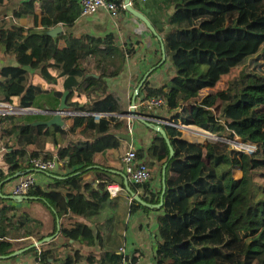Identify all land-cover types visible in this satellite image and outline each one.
I'll return each instance as SVG.
<instances>
[{"label":"trees","instance_id":"trees-1","mask_svg":"<svg viewBox=\"0 0 264 264\" xmlns=\"http://www.w3.org/2000/svg\"><path fill=\"white\" fill-rule=\"evenodd\" d=\"M13 0H0V7ZM75 0H51L46 2L48 15L39 19L41 26H54L60 22L72 25L78 19L80 8L74 13ZM55 2V4H54ZM71 2V8L69 3ZM133 3L136 5V1ZM172 8L167 20L155 26L174 76L169 82L153 87L146 79L141 86L145 99L164 97L167 111L173 120L185 125H195L227 139L242 137L243 141L256 144L252 153L241 152L226 141H208L205 144L183 138L184 132L177 127L163 124L174 154L166 138L156 132L152 143L153 154L163 160L160 174L166 168V189L161 208L154 205L162 200V188L154 191L151 183L144 184L139 194L142 201H130L132 192L139 185L129 182L128 191L123 172L94 165L95 153L108 148H118L121 141L112 130L123 127L118 117L108 113L124 114L128 111L117 95L105 92L94 99L90 106H75L85 112L106 114L99 120L93 116H75L67 132L80 127L81 134L94 139L87 148L68 146L59 154L69 157L71 171L65 177L69 182L67 194L57 189L47 191L36 186L29 193V201L43 202L53 213L55 228L57 217L69 212L82 215L71 227H61V235L68 240L98 243L101 259L93 253L88 264H120L121 248L125 242L127 219L137 212L158 211V236L155 264H264V0H167ZM33 12L30 2L18 12ZM59 10V11H58ZM30 12V11H29ZM69 51L57 65L53 59L59 44L48 34L25 33L22 26L7 28L0 24V42L6 54H13L18 66L0 70V96L19 106L33 105L39 87L26 83L25 66L37 68L54 81L50 69L61 68L58 77H66V89L81 90L83 82L101 87L104 77L116 76L122 69L118 61H124V52L114 44L113 35L94 38L65 36ZM162 46V45H161ZM97 54L111 57L107 73L98 78L87 77L90 62L88 56ZM154 72V71H153ZM143 78L139 81H142ZM210 90L199 101L191 102L202 90ZM96 90V88H92ZM140 91L137 98L141 95ZM59 97L62 93H58ZM69 95V96H70ZM14 125L15 143L7 153L9 173L0 171V187L8 175H21L31 169V159L43 155L49 147L50 135L45 125L25 124L17 117L8 115ZM246 125L253 130L248 131ZM56 131L66 133L60 126ZM201 137V136H200ZM35 149L31 150L30 147ZM145 149L137 150L139 159ZM242 171L236 178L234 171ZM100 169V170H99ZM96 171L97 187L83 176ZM120 177L124 188L111 197L107 186ZM75 190V191H74ZM73 191V192H69ZM0 193V255L14 251L12 239L31 234L18 233L9 213L16 207ZM11 238V239H10ZM53 243L41 248L45 262L60 260L54 255ZM70 245V244H68ZM31 250L37 249L34 247ZM1 258V257H0ZM83 259L80 251L68 254L59 264H78Z\"/></svg>","mask_w":264,"mask_h":264},{"label":"crops","instance_id":"crops-1","mask_svg":"<svg viewBox=\"0 0 264 264\" xmlns=\"http://www.w3.org/2000/svg\"><path fill=\"white\" fill-rule=\"evenodd\" d=\"M50 1L51 0H13L8 6L0 7V24L4 23L7 28L11 29L14 26H22L25 28V33L30 32L33 34H39L37 32L41 29H51L60 25L62 27V32L58 33L56 38L53 37L59 44V50L53 59L54 63L57 65H59L63 58L69 53L67 50L68 42L66 41L65 36L78 39L82 35H88L98 39L111 34L113 35L114 44L120 47L125 55L123 63L120 61L116 63L117 66L121 65L122 69L116 76L104 77L105 83L102 84L101 87L94 85L90 86L89 81L85 80L81 90H73L72 95H70L71 90L66 89V77H58L61 72L59 66L50 69L51 75L55 77L54 81L48 80L45 77V73H42L40 69L25 66L26 83L39 87L40 91L36 94L33 105L27 107L29 111L23 116L21 115L17 117L19 122L33 124L35 121L49 120L51 115H47L46 110L58 109L61 106L62 97L65 92H68L66 105L70 112L84 113L85 111L74 109L75 106H90L94 99L99 98L105 92L117 95L122 101L121 106L128 111V105L132 101L133 94L141 83H139V81L141 78H144L148 72L150 73L147 79L153 87H158L169 82V80L175 75L167 56L165 59L163 58L161 37L158 36V33L155 34L149 29L140 18L133 15L130 11H123L119 17L113 18L106 9H100L96 14L90 16H82L80 13L78 19L72 25L60 22L54 26H41L39 24V19L48 15L46 2ZM66 1L69 2V0ZM133 1H136V5L133 4V7L144 13L154 27L164 24L169 13L172 12V8H169L166 3L167 0H147L145 3H142L140 0ZM29 2L33 12L27 8L28 11L25 10V16L20 15L18 12L19 8L24 3L27 4ZM71 5L70 2L68 6L71 8ZM78 8H80L81 11L79 0H75L72 11L76 13ZM126 49H128V53H126ZM110 58L111 57H106L100 54H97L96 56H88L86 59L90 62V65L87 69L86 76L96 79L100 75L107 73L108 67L111 64ZM18 65L19 63L16 56L13 54H6L0 42V70L4 67ZM1 79L2 76L0 75V80ZM92 88H96V90H92ZM141 88L139 90L140 93L143 91ZM58 93H62V95L59 97ZM207 93L208 89L203 94ZM0 99H2L1 96ZM191 102L194 101L191 100ZM17 103H19V100ZM17 103L15 105H19ZM163 108L167 109V106ZM139 111L141 114L158 119H173L172 113L167 110L166 112L161 111L160 108L150 109L143 105L140 107ZM124 114H107L118 117L123 124L122 128L112 130L113 135L120 139L121 145L118 148H108L102 152L95 153L93 158L94 165L89 169L104 167L113 170V172L124 173L123 166L120 163V156L128 149L129 143L132 142L137 150L145 149L142 160L147 162V165H149L155 175L154 181L150 182L151 187L155 192L159 191L162 188L163 172L160 174V171L163 160L159 161L153 154L152 149V143L156 137L157 131L155 132L154 129L135 118L131 121L130 131L127 117ZM74 117L75 115L64 117L65 124L61 126L66 132L64 134L60 131H56L55 125L50 127L47 126V131L51 133V135L48 143L49 147L43 152V154L48 153L51 156L57 154L60 156L59 153L68 146L76 145L81 148H87L93 143L94 139H87L81 134L82 128L80 127H84L86 124L78 127L75 132H67L74 123ZM1 118L2 117H0V171L7 175L9 173V167L6 163V155L13 150L12 146L15 143V135L13 132L14 125L9 119L3 120ZM157 123L158 121H156V124ZM161 125H163V123H161ZM182 126L183 127L178 129L181 131H184L183 128L187 129L184 131L186 134H183V138L191 142H195V139L204 136L203 132L210 133L209 131L195 125H185L182 123ZM190 130L195 131L198 137L195 138L190 135L188 133ZM30 149L33 150L35 148L34 146H31ZM96 174V171L91 170L83 176L91 185L97 187V182L94 178ZM12 176L13 175H8L2 181L4 186L1 188V192L3 190L5 193L4 197L9 198L7 204L16 207L9 213L13 216L10 225H13L18 233L25 235L31 234L29 236L11 240L14 243L13 249L16 251L27 247L36 240L53 235L58 229V221L56 222L55 228V218L53 213L51 211H46L43 207L45 204L41 201L36 200L32 202L28 199L18 202L17 200L8 197L14 179L8 182L5 180ZM66 176L67 175H59L57 173L41 172L39 174V186L47 191L57 189L61 193L67 194L69 182L65 181ZM111 177L116 180L111 184H120V177L112 175ZM158 214V211L152 210L149 212H137L130 215L127 219V229L124 232V244L130 259L140 260L141 264H155L154 257L156 254L157 242L159 240L157 222ZM59 219L61 227H71L76 221H82L84 216L69 212ZM18 241H25V243L20 245L17 243ZM50 242L54 244V255L60 260L59 262L64 260L68 254L74 253L75 250L80 251L83 255L82 261L78 264H88V256L91 253H93L97 259H101L103 255L99 253L97 241L94 246H91L86 241L79 242L73 239L68 240L61 235V229L58 236ZM48 243L39 245L38 247L36 246L35 248L37 251L41 250V248ZM31 249L25 252V264H29V256L36 255V251ZM1 256L2 255H0V257ZM22 257L23 255L17 257H1L0 264H24V262H22ZM50 261L52 260L50 259ZM59 262L55 264H59Z\"/></svg>","mask_w":264,"mask_h":264},{"label":"built area","instance_id":"built-area-1","mask_svg":"<svg viewBox=\"0 0 264 264\" xmlns=\"http://www.w3.org/2000/svg\"><path fill=\"white\" fill-rule=\"evenodd\" d=\"M140 1L142 3L147 2V0ZM79 3L81 6L82 16H90L96 14L100 9H106L113 18L119 17L123 11H127L128 5L133 6L134 4L133 0H130L128 3L125 2V0H79ZM126 53H128V49H126ZM143 105L150 109L163 108L167 106V100L164 97L157 96L146 100L144 93H141V95L136 98L134 103L132 101L129 103L128 112H130L132 109L140 112V107ZM28 111L29 110L27 107L15 105L6 100H0V117H5L8 115L21 116L26 114ZM74 115L89 117L93 116L95 120H99L106 114L99 112H68L66 115H63V118ZM126 117L128 120V127L131 131V121L133 117ZM157 121H161L163 124L172 125L177 128L183 127L181 122H176L173 119H166L165 121L163 119H157ZM213 136H215V139L217 140L219 139L230 143L233 148L241 152L252 153L256 148V144L251 141L249 143H245L247 141L243 142L236 138L227 139L216 134H213ZM120 163L123 166L124 174L128 178L129 182L140 186L138 191H136L134 195H131L130 201H132L142 192V186L144 184L154 181L155 175L149 165H147V162L138 158L137 149L132 142L129 143L128 149L120 156ZM71 170L72 169L69 166L68 157L62 158L57 154L49 157H44L43 155L36 156L31 159V169L14 179L12 182L13 184L10 190V195H28V193L33 188L39 185V174L41 172L67 175ZM107 190L110 196L113 197L123 191L124 188L120 184H109L107 186ZM120 253L122 254V261L120 264H141L140 260H133L128 257L125 245H123L121 248ZM28 262L29 264H54L51 261L45 262L42 260L41 250H38L36 255L29 256Z\"/></svg>","mask_w":264,"mask_h":264},{"label":"water","instance_id":"water-1","mask_svg":"<svg viewBox=\"0 0 264 264\" xmlns=\"http://www.w3.org/2000/svg\"><path fill=\"white\" fill-rule=\"evenodd\" d=\"M129 1L130 0H125V2H127V3ZM127 10L130 11L133 15L137 16L138 18H140L148 26L149 29H151L155 34H157V32L155 30V27L152 25L151 21L147 18V16L144 13H142L141 11L135 9L132 5H128ZM60 32H62V27L60 25H58V26H56L54 28H51V29H41L37 33H39V34H48V35L56 38V36ZM162 51H163V58L165 59L166 58V54H165V50H164V45L163 44H162ZM149 73L150 72H148L144 76V78L142 79L140 85L137 87L136 91L134 92L133 97H132V102L133 103L136 101L137 94H138L141 86L143 85L144 81L147 79ZM67 95H68V92H65L63 97H62L61 106L58 109H47L46 110V114L47 115H51V118L49 120H39V121L33 122V124L34 125H45V126H49V127L53 126V125L60 126V127L63 126L65 124V120L63 118V115H66V113L70 112V111H68L69 108L66 105V97H67ZM124 115L125 116H129V117H133L135 119H138L141 122H143L145 125H147L148 127L152 128L155 131H157L160 134H162L166 138V141H167V143L170 146V156L171 157L173 156L174 150H173V148L171 146L169 138L167 137L165 129L161 125L162 122L158 121V123L156 124V121H157L158 118L146 116V115L141 114L140 112L136 111L135 109H132L130 112H126ZM162 119L164 121L166 120L165 118H162ZM221 137H224V136H221ZM91 167H93V166H90L89 168H91ZM166 168H167V164L164 165L163 173H162L163 192H162V200H161V202L159 204H154V205H151V204L143 202L145 205H147L149 207H154V208H161V206L163 205V195H164L165 189H166V185H165ZM18 176L19 175L16 173L12 177H8L5 181L8 182V181H10L12 179L17 178ZM124 183H125L128 191H130L129 180H128V178L126 176H124ZM130 192L132 193V195L135 194V192H132V191H130ZM0 193H1V187H0ZM8 197H10L11 199L17 200L18 202L25 201V200H28L29 198H31V197H28V195H23V196L9 195ZM135 199H137L138 201H142L139 195H137L135 197ZM57 221H58V226H57L58 229L53 235L44 237V238H42L40 240H36L34 243L28 245L27 247H24L22 249H18L16 251L10 253L9 255H4V256H1V257L2 258L17 257V256L25 253L27 250H29V249H31L33 247H36V246H39V245H43L45 243L50 242L56 236H58V234L60 233V229H61L60 219L57 218Z\"/></svg>","mask_w":264,"mask_h":264},{"label":"rangeland","instance_id":"rangeland-1","mask_svg":"<svg viewBox=\"0 0 264 264\" xmlns=\"http://www.w3.org/2000/svg\"><path fill=\"white\" fill-rule=\"evenodd\" d=\"M205 91H207V89H205V90H202L197 96H196V98H193L192 99V101H197V99H198V101L200 100V99H202V97L203 96H205L206 94H203V93H205ZM210 90H208V92H209ZM208 94V93H207ZM0 100H3V99H0ZM147 107V106H146ZM161 109V111H165L166 112V109L165 108H160ZM162 109H164V110H162ZM15 116V115H14ZM23 116V115H22ZM16 117H18V116H16ZM246 127H247V129H248V131L249 132H251L253 129L252 128H250L248 125H246ZM185 129L186 128H183V130L185 131ZM192 129V128H191ZM193 129H196V128H193ZM261 129H264V128H259V130H261ZM187 130V129H186ZM183 131V132H184ZM194 132V133H193ZM210 132V131H209ZM190 135H192V136H194L195 138L196 137H198L197 136V133L195 132V131H193V130H190L189 132H188ZM184 134H186V132H184ZM213 134L214 133H212V132H210V133H205V132H203V135L204 136H202V137H200V138H198V139H195L194 141L195 142H197V143H201V144H205L206 142H208V141H216L217 139H215V136H213ZM226 138V137H225ZM236 139H238V140H240V141H243V138L242 137H236ZM219 140V139H218ZM222 141V140H221ZM244 142V141H243ZM250 141H247V142H245V143H249ZM158 175V174H157ZM234 175H235V177L236 178H240L241 176H242V171L238 168L237 170H235L234 171ZM42 204V203H41ZM43 205V204H42ZM43 207L46 209V211H50L45 205H43ZM22 208V207H21ZM19 210H21V209H19ZM22 231V230H21ZM18 244H23V243H25V241H18L17 242ZM17 245V244H16ZM21 255H23V257H22V262H24V264H25V257H26V254L24 253V254H21ZM20 255V256H21Z\"/></svg>","mask_w":264,"mask_h":264}]
</instances>
